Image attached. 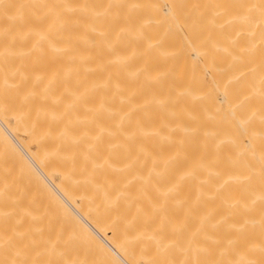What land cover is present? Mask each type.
Returning a JSON list of instances; mask_svg holds the SVG:
<instances>
[{
	"label": "bare ground",
	"instance_id": "1",
	"mask_svg": "<svg viewBox=\"0 0 264 264\" xmlns=\"http://www.w3.org/2000/svg\"><path fill=\"white\" fill-rule=\"evenodd\" d=\"M0 264H264V0H0Z\"/></svg>",
	"mask_w": 264,
	"mask_h": 264
}]
</instances>
